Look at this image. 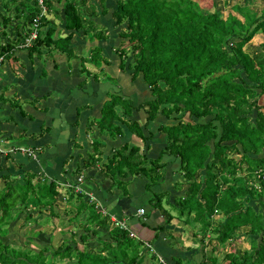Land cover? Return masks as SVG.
I'll return each mask as SVG.
<instances>
[{"label": "trees", "instance_id": "16d2710c", "mask_svg": "<svg viewBox=\"0 0 264 264\" xmlns=\"http://www.w3.org/2000/svg\"><path fill=\"white\" fill-rule=\"evenodd\" d=\"M15 1L0 0V27L4 29L22 16L19 30L23 36L13 35L17 43L29 35L40 10L35 4L36 10L23 14L24 3L19 10V6L13 8ZM43 2L47 12L63 22L67 35H55L56 28L49 27L46 12L38 24L37 39L29 48L33 53L42 47L51 56L63 54L70 60L74 57L70 49L74 33H87L90 41L106 39V29L94 21L99 14H110L116 26L124 25L120 32L123 41L117 49L120 66L123 69L132 55V79L141 75L153 97L139 109H145L148 122L158 115L177 121L161 126L160 131L167 136L166 151L180 159L187 185L185 196L176 202L177 217L195 229L202 245L211 247L210 254L203 252L199 264H264V40L260 51L250 54L245 50L257 33L264 38V8L257 14L238 6L243 12L240 21L231 14L223 18L217 10L204 12L194 0H116L112 11L106 0ZM210 4L215 6L212 0ZM11 7L13 17L8 16ZM12 48L8 43L0 45V56L8 57ZM92 52L90 63L97 61L100 49ZM118 106L125 116L136 109L120 96L103 106L98 125L101 132L112 133L111 137L121 135L115 123L120 122L114 110ZM131 130L145 141L139 124L134 123ZM140 152L137 146L124 147L106 171L122 177L145 173L155 184L163 166L160 160L146 165L148 160ZM0 179V264L143 262L147 249L129 228H111L109 214L101 213L72 189L67 190L69 195L63 203H74L66 212L69 228L74 227L67 232L74 240L37 252L12 246L5 237L21 214L26 213L25 221H35V215L42 216L45 211L56 217L54 209L63 197L53 181L35 180L31 174L21 179L2 175ZM256 200L262 212L250 205ZM84 209L88 216L78 224ZM97 228L109 231L111 241L88 244V236ZM242 234L250 241L248 250L239 251L234 246V251L224 252L222 258L215 254L217 247H231Z\"/></svg>", "mask_w": 264, "mask_h": 264}, {"label": "crops", "instance_id": "0c3cea01", "mask_svg": "<svg viewBox=\"0 0 264 264\" xmlns=\"http://www.w3.org/2000/svg\"><path fill=\"white\" fill-rule=\"evenodd\" d=\"M100 17L101 14L94 21ZM46 18L49 27L56 28V36L67 35L60 18L51 12ZM17 21L13 20L7 30L18 31ZM100 26L106 29V39L90 41L87 33H74L70 43L74 57L70 60L63 54L51 56L42 47L34 53L30 47L20 48L13 36L16 31L9 41L6 30L0 27V45L16 43L8 57L0 56V141L4 148L16 146L36 153V158L21 153L0 155V177L21 179L31 174L35 180L53 181L63 197L53 213L56 220L63 221L61 228L65 232L74 229L66 222L69 204L74 203H63L69 195L67 190H71L65 187L81 177L83 188L93 196L92 203L99 211L126 221L131 233L147 249L141 264H199L210 246L202 245L200 237H195V229L177 217L176 202L185 196L187 185L181 161L166 151L167 136L160 131L161 126H172L177 121L161 115L147 121L145 109L140 110L139 106L153 99L149 86L141 75L132 79V55L122 69L117 49L123 39L113 29ZM95 49H100L98 59L90 63ZM114 96L133 103L136 109L125 116L120 106L115 107L120 118L115 123L121 128V135L111 137L112 133L100 131L98 122L103 106ZM134 123L142 128L145 141L131 130ZM134 146L140 147V153L148 160L146 165L160 160L163 169L155 184L145 173L122 177L106 171L118 152ZM140 209L144 214H137ZM87 216L84 209L77 223L83 224ZM39 218L36 216L33 222L36 224ZM45 230L50 234L48 228ZM71 238L69 234L65 239L74 240ZM75 240L79 242L78 238ZM87 240L91 245L96 240L110 242V233L97 228Z\"/></svg>", "mask_w": 264, "mask_h": 264}, {"label": "rangeland", "instance_id": "374dc122", "mask_svg": "<svg viewBox=\"0 0 264 264\" xmlns=\"http://www.w3.org/2000/svg\"><path fill=\"white\" fill-rule=\"evenodd\" d=\"M24 1V2H23ZM196 1V3L202 8V10L204 12H206V10L208 12H213L215 10L219 11L220 14L222 15L223 18H226L228 16V14H231L232 16H235L237 19H239L240 21H243V17H242V13L238 11L237 7H246L247 9H249L250 11L254 12V13H260L261 10L264 8V0H212L213 3L215 4L214 7H211L210 5V0H194ZM24 3L22 6V12L23 14H27L28 12H31L33 10H36V6L34 3V0H18L15 1L13 8L16 6H19L18 9L20 10V5ZM45 5V2H44ZM106 6L108 8H110V10H115L116 9V0H106ZM46 11L47 8L45 6ZM12 11V7L9 10L8 16L13 17V12ZM48 13V12H47ZM5 15V13H3ZM24 18L21 16H19V21H17L16 23H18L19 25L23 23ZM12 23V22H11ZM96 23H98L99 25H103L106 26V28H110L113 29V33L115 35L118 36V34L120 35V32L122 30H124V25L123 26H116L115 25V20L110 17L109 15L103 16L101 15L100 19L96 20ZM13 24V23H12ZM29 26H26L27 29ZM8 29L10 28V25L7 27ZM7 28H4V30H6V37H8L7 39L10 41L12 36V33L14 32L15 29L12 30H7ZM25 29V28H24ZM25 29V30H27ZM16 31V30H15ZM110 31H108L109 33ZM17 34L21 33L20 30L18 29V31H16ZM16 34V35H17ZM23 36V33H21V37ZM122 40V39H121ZM264 38L261 35V33H257L254 38L252 39V41L250 43H248L245 47V50L248 53H252V52H258L260 51V46L261 43L263 42ZM15 41H11L9 44L11 46H16V43H14ZM20 45V44H19ZM33 53V52H32ZM30 177V176H28ZM32 177V176H31ZM76 183V182H75ZM65 204V203H64ZM251 206H253L258 212H262V208L261 206L258 204V200L250 203ZM48 212H43V215H47L48 218H42L35 224V222H33V218L25 221V215L26 213H23L20 215L19 220H17V222L12 223L11 226L9 227V231L7 236L5 237L6 241H8L12 246L20 249V250H26V249H30L33 252H37L38 250H40L42 247H45L47 249H56L64 240H66L65 238H69V234L67 232H65L64 228H61L62 225L58 220L55 219V217L51 218L49 217V215L47 214ZM46 217V216H45ZM36 218V215H35ZM220 220H222V218H220ZM26 223H25V222ZM111 228H113L112 226H110ZM46 228H48V234L47 235V231L45 230ZM52 228H54L52 230ZM52 230V231H50ZM244 232H246L244 230ZM67 234V235H66ZM213 234V233H212ZM211 234V237H214ZM233 245L227 246L224 249L221 247H217V253L216 255H218V257L222 258V254L225 252H233L234 251V246L236 249H238L239 251H246L249 249L250 246V241L248 239V236H246L245 234H242L241 236H239L237 239H235L233 241ZM211 247H207V251L210 250ZM207 254H210L209 252H207ZM49 259H50V255H48ZM67 261L66 260H60L58 262V264H66ZM224 264H228L227 262H225Z\"/></svg>", "mask_w": 264, "mask_h": 264}, {"label": "built area", "instance_id": "2783aa9c", "mask_svg": "<svg viewBox=\"0 0 264 264\" xmlns=\"http://www.w3.org/2000/svg\"><path fill=\"white\" fill-rule=\"evenodd\" d=\"M37 7H38V10H40V11L34 19L33 28L31 30V32L29 33V35H27L24 40L20 41V45H19L20 48L31 47L33 45V43L35 42V40L37 39L38 24L40 23L41 17L46 14V9H45V5H44L43 0H37ZM1 61L2 60L0 58V66H1ZM1 142L2 141H0V155L1 156L7 157L10 154L21 153V154H26L28 157L36 158V153L33 151L27 150V149L22 148V147H16V146H9L7 148H4V146ZM65 188L66 189H68V188L72 189L73 193H75V194L84 195L85 197L88 198V200L91 203L93 201H95L93 196L88 194L86 192V190L83 188V179L81 177L77 178V181L75 184L69 185ZM137 214L138 215L144 214V210L143 209L138 210ZM108 217H109V224L113 228H119L121 230H127L128 229L126 221L117 220L114 216H111V215H109Z\"/></svg>", "mask_w": 264, "mask_h": 264}, {"label": "clouds", "instance_id": "9594fccd", "mask_svg": "<svg viewBox=\"0 0 264 264\" xmlns=\"http://www.w3.org/2000/svg\"><path fill=\"white\" fill-rule=\"evenodd\" d=\"M36 6H37V3H36ZM46 12H47V11H46ZM19 42H20V41H19ZM19 44H20V43H19ZM19 44H18V45H19Z\"/></svg>", "mask_w": 264, "mask_h": 264}]
</instances>
